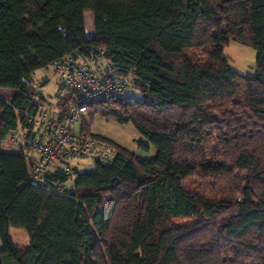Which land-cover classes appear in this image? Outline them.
Here are the masks:
<instances>
[{"label": "trees", "instance_id": "obj_1", "mask_svg": "<svg viewBox=\"0 0 264 264\" xmlns=\"http://www.w3.org/2000/svg\"><path fill=\"white\" fill-rule=\"evenodd\" d=\"M231 38L256 49L254 71L228 63ZM92 45L132 71L137 97L93 100L87 114L131 120L156 154L83 118L114 146L113 164L76 171L61 194L1 142L45 102L34 71ZM0 86L15 89L0 95V264H264V0H0Z\"/></svg>", "mask_w": 264, "mask_h": 264}, {"label": "built area", "instance_id": "obj_2", "mask_svg": "<svg viewBox=\"0 0 264 264\" xmlns=\"http://www.w3.org/2000/svg\"><path fill=\"white\" fill-rule=\"evenodd\" d=\"M50 65L67 94L57 93L53 103L44 102L37 111L15 119L1 147L23 150L30 156L32 182L70 194L76 190V171H92L98 164L111 166L115 152L112 143L87 134L82 125L76 131L75 124L83 121L91 101L113 98L128 102L137 97V90L132 85V71H117L99 45L63 53ZM56 170L64 178L50 185L48 177Z\"/></svg>", "mask_w": 264, "mask_h": 264}, {"label": "rangeland", "instance_id": "obj_3", "mask_svg": "<svg viewBox=\"0 0 264 264\" xmlns=\"http://www.w3.org/2000/svg\"><path fill=\"white\" fill-rule=\"evenodd\" d=\"M88 16L89 14L86 16V26L89 28L90 19ZM223 51L227 57L228 63L239 70L240 73L243 74L245 72L254 71L256 65V49L251 45L241 43L231 38L224 45ZM61 84L51 65L39 67L32 75L31 86L33 90L40 92L47 103H53L57 93H61L62 95L67 94L66 88L60 89ZM84 119L90 124L92 132L111 137L145 156L150 157L156 154V148L146 136L136 128L131 120H119L114 116H102L98 114H86ZM82 124L83 121L75 124L76 131L81 128ZM140 141L147 143L148 147L145 148V145ZM10 234L15 236L14 241L16 244L22 245L29 241L28 233L23 227H10Z\"/></svg>", "mask_w": 264, "mask_h": 264}, {"label": "crops", "instance_id": "obj_4", "mask_svg": "<svg viewBox=\"0 0 264 264\" xmlns=\"http://www.w3.org/2000/svg\"><path fill=\"white\" fill-rule=\"evenodd\" d=\"M87 14H89V28L86 26V16ZM84 19H85V29H86V33L88 36H93L94 35V23H93V14L91 11H86L85 15H84ZM15 93V89L10 88V87H2L0 86V95H2L5 99L7 100H11V98L13 97ZM1 150L4 152H11V153H16L18 152L16 148H12L10 150H4L1 147ZM20 233V232H18ZM9 234H10V228H9ZM16 234V233H15ZM11 238L13 239V241L15 240V236H12L10 234ZM15 242V241H14ZM16 243V242H15Z\"/></svg>", "mask_w": 264, "mask_h": 264}]
</instances>
